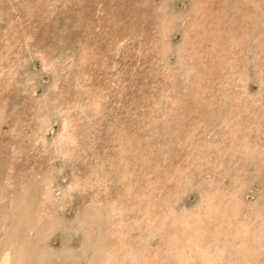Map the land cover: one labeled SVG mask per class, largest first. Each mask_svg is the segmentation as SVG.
<instances>
[{"label": "rangeland", "instance_id": "obj_1", "mask_svg": "<svg viewBox=\"0 0 264 264\" xmlns=\"http://www.w3.org/2000/svg\"><path fill=\"white\" fill-rule=\"evenodd\" d=\"M263 105L264 0H0V264H264Z\"/></svg>", "mask_w": 264, "mask_h": 264}, {"label": "bare ground", "instance_id": "obj_2", "mask_svg": "<svg viewBox=\"0 0 264 264\" xmlns=\"http://www.w3.org/2000/svg\"><path fill=\"white\" fill-rule=\"evenodd\" d=\"M200 6V5H199ZM243 8V7H242ZM263 48V47H262ZM259 54V53H258ZM262 62V61H261ZM261 69V68H260ZM240 79V78H239ZM240 81V80H239ZM243 89V88H242ZM243 95V94H242ZM235 98V97H234ZM237 98H238V96H237ZM240 100V99H239ZM242 100V99H241ZM236 101H238L237 99H236ZM241 102V101H240ZM263 103V102H262ZM239 104V103H238ZM264 106V105H263ZM234 107V106H233ZM246 107V106H245ZM238 112V111H237ZM239 113V112H238ZM235 116H237L236 114H235ZM233 118H234V116H232ZM239 119V118H238ZM227 120V119H226ZM70 121V120H69ZM68 121V122H69ZM229 122H230V119L228 120ZM247 121V120H246ZM232 122V121H231ZM228 123V122H227ZM247 123V122H246ZM235 126V125H234ZM234 129V128H233ZM69 130V129H68ZM241 130V129H240ZM240 130H238L237 129V131H240ZM242 132V131H241ZM63 133V132H62ZM241 134V133H240ZM250 134V133H249ZM230 137V136H229ZM243 137V136H242ZM231 138H232V136H231ZM65 140V139H64ZM234 140V139H233ZM242 140V138H240V143L242 142L241 141ZM232 141V140H231ZM243 141H244V139H243ZM246 142H248L249 143V140L248 141H246ZM242 143H244V142H242ZM235 144V143H234ZM238 145H239V143H238ZM254 145V144H253ZM257 145H259V144H257ZM240 146V145H239ZM249 146H251V145H249ZM229 147H230V145H229ZM252 147H257V146H252ZM225 148V147H224ZM258 148V147H257ZM263 148V147H262ZM230 149H232V148H230ZM240 149V148H239ZM245 149V148H244ZM241 150V149H240ZM239 150V151H240ZM254 150V149H253ZM67 151V150H66ZM250 151V150H249ZM261 151V150H260ZM264 151V150H263ZM263 151H261V152H263ZM69 152V151H68ZM243 152V151H242ZM245 154V153H244ZM223 156V155H222ZM223 158V157H222ZM189 160V159H188ZM258 164V163H257ZM178 169V168H177ZM50 186V185H49ZM211 186V185H210ZM219 187V186H218ZM134 188V187H133ZM46 189H47V187H46ZM220 189V188H219ZM231 189V188H230ZM232 190V189H231ZM234 190V189H233ZM227 192V191H226ZM228 192H230V193H232L231 195V198L232 197H234V194L235 193H233V191L231 192V191H228ZM205 193V197H206V200H211V201H213V199H215V198H217L216 197V195L218 196V188H209V189H206V191L204 192ZM226 194V193H225ZM224 195V194H223ZM228 195H230V194H228ZM219 198V200L221 201V196H218ZM217 199V200H218ZM225 200V199H224ZM227 200H229V199H227ZM236 200V202H237V199H235ZM215 201V200H214ZM223 201V200H222ZM231 201H232V199H231ZM234 201V200H233ZM232 201V202H233ZM44 202V201H43ZM235 202V204H236V208H237V205H238V203H236ZM132 203V202H131ZM140 203V202H139ZM207 203V202H206ZM217 203H219V202H217ZM217 203H210V204H213V206H212V208H209V205H208V207H206L204 204H203V206H205V211L203 212V215H199L198 214V212H200L201 211V209H199V211L197 212V210L196 211H193L192 212V214L190 215V216H182L183 218H180L181 220H180V223H181V228H182V232L180 233V235H176V234H171L170 235V238H168L167 236V242H168V244H167V246L165 247V249H160V251L159 250H157L156 249V251L154 252V253H149V251H147V252H141V254L139 255L140 256V258L138 259V260H134L135 261V264H156V262H157V260H161L162 259V254H163V252L165 253V254H174L173 256L175 257V259L173 260V263L174 264H190L191 263V259H193L194 257V255H193V253L195 254V257L198 259V261H199V263L198 264H212L213 262H212V260L214 261L215 260V258H218L217 257V255H219V258H218V260L219 259H222V257L224 256L225 257V255H227L226 254V252L228 253V249H229V247L227 248V247H225L226 245H223V244H220V242L223 240V239H221V241L220 242H218L217 244H215L214 246H213V249H211V250H209L208 249V247L210 246V244H209V246L205 249V248H203L204 246V241L206 240V238H207V235H210L209 236V238H212L214 235H215V231L218 229V228H220V227H222L223 225V221H220L219 219H220V216L218 217H216V219L215 220H217V224H214V227H213V229L211 230L212 231V233H211V231H208V229H210V228H208L207 227V225H205V222L203 221L204 219H203V217L205 216H207L206 218L208 219H205V220H207V222L208 221H210V218L209 217H211L212 215H214L213 213H215L216 215H217V213H218V211L221 209L220 208V206L219 205H217ZM223 203V202H222ZM229 203H231L230 201H229ZM137 204V203H136ZM200 204V203H199ZM201 204H202V201H201ZM131 206V205H130ZM223 206V205H222ZM229 207L231 206V204L230 205H228ZM233 206L234 205H232L231 206V208L233 209ZM229 207L227 208V206H226V208H224V206H223V208L225 209V211L224 212H222V215H224V216H222L223 217V219H226L225 218V215L227 216V215H230V211H229ZM202 208H204V207H202ZM220 208V209H219ZM196 209H197V207H196ZM223 209V210H224ZM231 209V210H232ZM239 209V208H238ZM237 209V210H238ZM145 210V209H144ZM237 210L235 211V210H233V212L234 213H236L237 212ZM241 211V210H240ZM45 212V211H44ZM202 212V211H201ZM241 213V212H240ZM141 214V213H140ZM186 214V213H185ZM189 214V213H188ZM187 214V215H188ZM220 213H218V215H219ZM149 215H150V213H149ZM168 215V214H167ZM232 215V214H231ZM231 215L229 216V217H231ZM160 216V215H159ZM113 218V217H112ZM162 218V217H161ZM163 218H165L164 216H163ZM215 217H213L212 216V219H214ZM237 219H239V218H237ZM113 220V219H112ZM146 220V219H145ZM151 220V219H150ZM176 220H177V218H176ZM241 220V219H240ZM239 220V221H240ZM111 221V220H110ZM160 221V220H159ZM167 221V220H166ZM174 221V220H173ZM213 221V220H212ZM224 221H226V220H224ZM235 221H237V220H235ZM123 222V221H122ZM153 222V221H152ZM204 222V223H203ZM229 222H231V221H229ZM241 222V221H240ZM239 222V223H240ZM115 223V222H114ZM124 223V222H123ZM158 223V222H157ZM161 223V222H160ZM164 223V222H163ZM162 223V224H163ZM167 223V222H166ZM169 223V222H168ZM213 223H215L214 221H213ZM237 223V222H236ZM247 223V227L249 226L248 225V223L249 222H245V224ZM111 224V223H110ZM174 224V223H173ZM176 224V223H175ZM226 224H227V227L226 226H224V228H225V231H223L222 229H220V230H222V234H224V237L226 236H229L230 234H229V232H230V226H232L233 224L232 223H230V224H228V222H226ZM225 223H224V225H226ZM241 224V223H240ZM244 224V226H246ZM179 225V224H178ZM210 225V224H209ZM111 226H113V225H110V227ZM150 226V225H149ZM162 226V225H161ZM167 226V225H166ZM168 226H170V225H168ZM233 226H235V225H233ZM115 227H116V225H115ZM148 227V226H147ZM209 227H211V226H209ZM240 228V230H239V228ZM237 227V229L239 230L238 232H239V235H240V232H241V230H243V229H241L243 226H238ZM164 228V227H163ZM170 228H171V226H170ZM158 229V228H157ZM162 229V228H161ZM176 229V228H175ZM177 229H179V228H177ZM246 230H244V231H248L247 229L248 228H245ZM113 230V229H112ZM150 230V229H149ZM148 230V231H149ZM160 230V229H159ZM115 231V230H114ZM172 231H173V229H172ZM171 231V232H172ZM179 231V230H178ZM177 231V232H178ZM167 232H169V231H167ZM174 232V231H173ZM209 232H210V234H209ZM217 232V231H216ZM225 232V233H224ZM113 233V232H112ZM115 233V232H114ZM220 233V232H219ZM232 233V232H231ZM235 233V232H234ZM243 233V232H242ZM241 233V234H242ZM260 233V234H259ZM117 234H118V232H117ZM119 234H122V233H119ZM150 234V233H149ZM149 234H148V236H149ZM168 234V233H167ZM233 234V233H232ZM243 234H245V233H243ZM257 234H259L258 236H260L261 235V232H258ZM169 235V234H168ZM217 235V234H216ZM221 235V234H220ZM117 236H120V235H117ZM123 236V235H122ZM124 236H125V234H124ZM222 236V235H221ZM255 236H257V235H255ZM116 237V236H115ZM219 237V236H218ZM240 237V236H239ZM117 238H119V237H117ZM120 238H122V237H120ZM146 238V237H145ZM220 238V237H219ZM124 239V238H123ZM238 239V241L237 242H235L236 244H233V247H235V246H243L244 245V237L243 236H241L240 238H237ZM258 239H259V237H258ZM106 240V239H105ZM119 240V239H118ZM144 240V239H143ZM208 240H210V239H208ZM216 240V239H215ZM123 240H121V242H122ZM246 241V240H245ZM102 242H103V240H102ZM205 243H207L208 244V241H206ZM228 243V242H227ZM231 243V242H230ZM102 244V243H101ZM104 244V243H103ZM163 244V243H162ZM212 244H214V242L212 243ZM225 244H226V242H225ZM106 246H107V248H108V246L109 245H107V244H105ZM105 245H103L104 246V248H105ZM121 245H123L122 243H121ZM206 245V244H205ZM260 245V244H259ZM115 245H113V247H114ZM116 247V246H115ZM115 247H114V250H116L115 249ZM212 247V246H211ZM232 247V246H231ZM241 247H238V248H240L241 249ZM103 248V247H102ZM104 248H103V250H104ZM112 248V247H111ZM117 249H119V248H117ZM132 250L130 251L131 253L132 252H136L135 251V249L133 250V248H131ZM201 249V250H200ZM231 249V248H230ZM113 250V251H114ZM120 250V249H119ZM213 250V251H212ZM232 250V249H231ZM238 250V249H237ZM244 250V249H243ZM239 251V250H238ZM112 252V251H111ZM127 252V251H126ZM125 252V253H126ZM198 252V253H197ZM231 252V251H230ZM137 253V252H136ZM147 253V254H146ZM130 254V253H129ZM135 254V253H134ZM133 254V255H134ZM165 254H164V256H165ZM105 255H107V254H105ZM131 255V254H130ZM212 255H215L213 258H211L212 257ZM111 256H113V254L111 255L110 254V256L107 258L106 257V262H105V264H107V263H109V261H111L112 259V257ZM135 257V256H134ZM151 258V259H148V258ZM226 258V257H225ZM132 259V258H131ZM224 259V258H223ZM194 261V260H193ZM223 261V260H222ZM103 262V261H102ZM215 262V261H214ZM217 262V261H216ZM224 262V261H223ZM101 263V262H100ZM194 263H197V262H194ZM218 263V262H217ZM103 264H104V262H103Z\"/></svg>", "mask_w": 264, "mask_h": 264}]
</instances>
